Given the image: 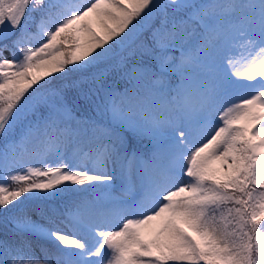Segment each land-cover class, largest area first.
Here are the masks:
<instances>
[{
  "label": "snow or ice",
  "instance_id": "snow-or-ice-1",
  "mask_svg": "<svg viewBox=\"0 0 264 264\" xmlns=\"http://www.w3.org/2000/svg\"><path fill=\"white\" fill-rule=\"evenodd\" d=\"M0 139V264H264V0H0Z\"/></svg>",
  "mask_w": 264,
  "mask_h": 264
},
{
  "label": "trees",
  "instance_id": "trees-1",
  "mask_svg": "<svg viewBox=\"0 0 264 264\" xmlns=\"http://www.w3.org/2000/svg\"><path fill=\"white\" fill-rule=\"evenodd\" d=\"M31 32L33 34H35L37 32L35 25L32 26ZM38 43L39 42L37 40H32L30 42V46H38ZM9 58H11L10 53H9ZM69 78H71V77H69ZM105 83L113 85L114 87L121 89V90L124 87V81L120 78L119 72L115 71V70L110 71L107 74ZM79 103L83 104L84 101L80 100ZM89 114H91V113H89ZM97 118H99L98 114H97ZM2 146H3V142H2V139H0V147H2ZM53 162H55V158H53ZM73 188H75V186H73ZM96 195H97L96 193L83 192V191L77 189L74 192L62 193L60 196H57L54 199L48 201L47 207L50 211L55 210V212L58 216H63L66 214V211L71 208V205L74 201L79 200V199H84V198L94 199ZM31 214L36 219H41L37 213L32 212ZM4 235H5V226L3 224V221L0 220V238H3ZM32 237H33V240L36 244H43V245L51 248V244L49 242L44 241V240H40L39 238L34 237V236H32Z\"/></svg>",
  "mask_w": 264,
  "mask_h": 264
},
{
  "label": "rangeland",
  "instance_id": "rangeland-1",
  "mask_svg": "<svg viewBox=\"0 0 264 264\" xmlns=\"http://www.w3.org/2000/svg\"><path fill=\"white\" fill-rule=\"evenodd\" d=\"M177 54H178V53H177ZM4 55L9 57V53H8V52L4 53ZM236 55H237V57L239 58V55H240V54H239V53H236ZM241 63H243V61H241ZM242 82H243V81H242ZM120 184H121V179H120L119 177H117V179H116V181H115V184L113 185V188H114V189H118ZM113 195H120V192H119L118 190H117V191H114V192H113ZM33 219H36V218L33 217ZM36 220H38V221L41 222V223H46V221H44V220H42V219H36ZM34 237H35V236H34ZM28 238L31 239V240L33 241L34 244H36V243L34 242L32 236H29Z\"/></svg>",
  "mask_w": 264,
  "mask_h": 264
}]
</instances>
